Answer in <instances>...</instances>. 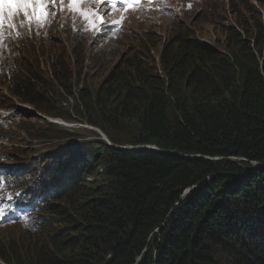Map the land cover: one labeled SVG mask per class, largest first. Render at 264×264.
<instances>
[{
    "label": "trees",
    "instance_id": "1",
    "mask_svg": "<svg viewBox=\"0 0 264 264\" xmlns=\"http://www.w3.org/2000/svg\"><path fill=\"white\" fill-rule=\"evenodd\" d=\"M256 32L252 48L239 34L229 35L239 44L238 53L229 48L219 56L178 34L176 49L162 51L165 76L117 75L92 90L80 85L71 113L47 101L48 106L38 104L43 99L30 79L11 86L10 95L54 118L69 121L74 115L100 129L107 141L85 145L81 133L79 140L70 139L74 145L31 183L44 193L42 211L63 217V224L52 227L47 243L28 241V246L40 243L37 249L9 247L0 250V259L6 264H264L261 22ZM47 124L59 138L63 131H87ZM123 130L130 133L120 138ZM58 198L66 203L53 204Z\"/></svg>",
    "mask_w": 264,
    "mask_h": 264
},
{
    "label": "rangeland",
    "instance_id": "2",
    "mask_svg": "<svg viewBox=\"0 0 264 264\" xmlns=\"http://www.w3.org/2000/svg\"><path fill=\"white\" fill-rule=\"evenodd\" d=\"M140 1L125 3L122 0V4L142 5ZM68 4L69 0H65L63 5L59 0L55 4L48 3L45 10L49 13V22L43 23L34 38L28 36L33 29L28 21H24L20 27L15 26L11 30L12 37L7 39L3 36L0 42L5 51L4 57H7L6 67L15 72L14 79L20 84L22 80H31L32 87L37 91L35 93L43 99L38 104L42 102L48 106L47 101L59 108V112L70 108L69 113L72 112L73 97L80 90L75 89L80 85L92 90L111 81L112 76L125 75L135 79L143 73L161 76L159 53L165 48L175 50L178 34L204 43L219 56L229 48L238 53L239 44L231 41V37L228 40L233 34H239L241 37L238 40L252 48L253 40L258 37L257 25L263 22L260 0H156L128 12L118 7L117 10L109 8L108 4L105 10L104 5L96 2L86 5L87 8L96 9L106 17L103 23L97 21L98 27L94 29L89 22L79 21L77 18L80 16H75ZM34 7L40 9L41 6ZM28 11L30 13V9ZM6 28L7 25L3 26L2 32ZM5 71H0V78ZM62 85L64 89H61ZM7 91L0 86V163L13 166L23 174L21 176L31 174L32 180L23 179L26 185L41 178L44 168L73 146L76 141L71 142L70 139L79 140L80 133L85 136L82 138L86 140L85 145H91L97 139L107 141L100 129L81 123L74 119V115L72 120H66L68 122L63 120V126L56 125L87 131L70 135L63 131V138L55 137L59 131L47 124L55 120L54 117L38 105L35 109L33 104L12 97ZM129 133L123 130L119 137ZM254 163L257 167L258 163ZM92 177L88 176L86 180ZM5 191L4 187L0 189V197ZM63 200L65 198H58L53 204L63 203ZM50 215L52 221L55 214ZM59 223L63 224V217L49 229ZM28 226L23 223L0 226V245L3 249H9L8 243L14 247V244L26 242L31 234L34 237L35 233L27 230ZM45 232L37 233V237L42 239L41 235L47 236ZM11 239L13 243L8 242ZM21 248L16 250L37 249L26 244Z\"/></svg>",
    "mask_w": 264,
    "mask_h": 264
},
{
    "label": "snow or ice",
    "instance_id": "3",
    "mask_svg": "<svg viewBox=\"0 0 264 264\" xmlns=\"http://www.w3.org/2000/svg\"><path fill=\"white\" fill-rule=\"evenodd\" d=\"M57 0H0V39H3V26H4V12L5 10H9L11 15H19L20 12H23L24 17L28 20L29 23L35 19L37 23L43 26L44 22H49L48 17L49 13L45 10L48 3L55 4ZM61 5H63L64 0H59ZM97 0H69V5L73 7L78 14L82 15L85 20L89 21L92 28H97L98 23L104 22V16L101 15L96 9L80 7V5H89L92 3H96ZM100 3H103L104 0H99ZM118 0H108V3L115 6ZM125 3H131L132 0H124ZM41 6L39 9V13L37 12L34 6ZM190 6V5H189ZM29 9L33 11L29 13ZM52 16L55 13H51ZM106 15V14H104ZM10 27H15L14 24H10ZM17 35H20L17 32ZM0 187H3L2 181H0ZM2 211V210H0Z\"/></svg>",
    "mask_w": 264,
    "mask_h": 264
},
{
    "label": "bare ground",
    "instance_id": "4",
    "mask_svg": "<svg viewBox=\"0 0 264 264\" xmlns=\"http://www.w3.org/2000/svg\"><path fill=\"white\" fill-rule=\"evenodd\" d=\"M68 6L69 7H71L69 4H68ZM80 7H85V6H83V5H80ZM87 8V7H86ZM72 9H74V8H72ZM79 21H81V22H84V23H88L89 21H87V20H85V19H80V18H77ZM227 53V52H226ZM225 54V53H224ZM162 57V53H159V58H161ZM6 60H7V57H6ZM158 69H159V71H160V75L161 76H165V65L163 64V62L160 60V59H158ZM36 79H37V77H36ZM16 83V84H15ZM13 85H15V86H19V87H22L21 86V84H20V82L19 81H17V80H15V79H12L11 81H9V82H6V83H2V84H0V86L3 88V89H5V90H9V88L11 87V86H13ZM8 92V91H7ZM8 93H10V92H8ZM0 105H2V102L0 101ZM62 120V119H61ZM60 119L58 120V119H56L55 118V120H52V121H56V122H58V125H62L63 126V124H60V123H63V120L61 121ZM66 122V121H65ZM50 123V122H49ZM70 127V126H69ZM147 147H149L148 145H147ZM151 148H153V147H151ZM1 170H4L2 167H1ZM31 171H33V172H35V169H32ZM10 173H12L14 176H15V180H12L13 181V184L14 185H16V184H24V187L26 188V186H25V183L24 182H22L23 181V179H19V176H18V171L16 170V169H11V171H10ZM20 175H23V174H20ZM38 175V174H37ZM21 177H24V176H21ZM26 180H32V176H31V174H25V177H24ZM11 186H14V185H12L11 183H9ZM191 193V192H190ZM190 193H188V195H190ZM7 195V193L6 192H4V194L2 195V196H6ZM204 197V196H203ZM66 203V201L65 200H63V203H62V205H64ZM27 209V208H26ZM51 215H50V212H46L45 213V215H43V217H42V220H43V222L44 223H46V222H48L51 218ZM54 228V227H53ZM53 228H51V230L48 228V227H46L45 228V231H47V232H45V233H47V236H50V235H52L53 233H54V230L55 229H53ZM47 236H45V235H41V237H42V239L44 240V241H46V242H48L47 241V239H46V237ZM37 239V241L40 239V237L39 238H37V237H30V238H27L26 239V245H28V241H35ZM8 242H12L13 243V241H12V239H11V241H8ZM41 243V242H40ZM40 243H37L36 244V246L37 247H39L40 246ZM2 264H6L5 262H2Z\"/></svg>",
    "mask_w": 264,
    "mask_h": 264
},
{
    "label": "water",
    "instance_id": "5",
    "mask_svg": "<svg viewBox=\"0 0 264 264\" xmlns=\"http://www.w3.org/2000/svg\"><path fill=\"white\" fill-rule=\"evenodd\" d=\"M122 147H123V146H122ZM144 147H147V146H144ZM192 189H193V188H192ZM192 189L186 190V191L184 192V194L181 196V198H182V197H185L186 195H188V193L192 192Z\"/></svg>",
    "mask_w": 264,
    "mask_h": 264
}]
</instances>
